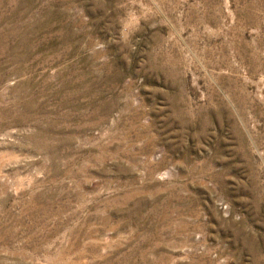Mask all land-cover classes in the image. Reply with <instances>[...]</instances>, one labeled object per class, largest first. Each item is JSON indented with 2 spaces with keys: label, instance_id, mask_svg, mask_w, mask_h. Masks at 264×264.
I'll list each match as a JSON object with an SVG mask.
<instances>
[{
  "label": "rangeland",
  "instance_id": "obj_1",
  "mask_svg": "<svg viewBox=\"0 0 264 264\" xmlns=\"http://www.w3.org/2000/svg\"><path fill=\"white\" fill-rule=\"evenodd\" d=\"M0 264H264V0H0Z\"/></svg>",
  "mask_w": 264,
  "mask_h": 264
}]
</instances>
